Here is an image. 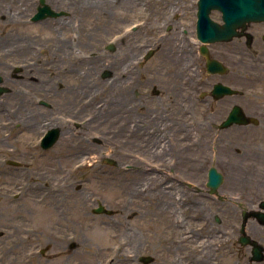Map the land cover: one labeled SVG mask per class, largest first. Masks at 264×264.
I'll use <instances>...</instances> for the list:
<instances>
[{"label":"flooded vegetation","instance_id":"obj_1","mask_svg":"<svg viewBox=\"0 0 264 264\" xmlns=\"http://www.w3.org/2000/svg\"><path fill=\"white\" fill-rule=\"evenodd\" d=\"M58 1L0 0V107L17 112L22 124L28 125L33 122L27 119L36 120L44 106L51 116L59 113L53 126L60 127V137L80 143L88 124L87 115L80 117L89 105L82 86L88 63L87 29L78 27L77 41L67 37L42 41L40 27L55 30L52 25L57 17L34 18L45 5L57 10ZM159 28L161 41L172 38L176 45L170 47L174 57H166L153 68L151 59L159 48L153 47V41L157 43L159 34H148V144L159 168L174 173L165 182L173 183L165 191L175 193L170 204L175 211L169 213L174 228L164 223V243L175 252H187L198 264H264V22L238 27L232 39L205 45L197 27ZM170 32L175 34L169 36ZM209 59L219 61L221 70L209 71ZM58 63L78 83H58ZM110 64L113 68L120 65ZM128 72V76L134 73ZM128 76L123 75L125 85L116 90V96L124 99L120 111L131 121L136 105L130 103L134 96L129 93ZM42 93L47 99L39 97ZM169 103L177 105L181 119L171 120L180 136L167 151L162 127L169 121L165 115ZM67 112L72 123L65 122ZM153 112L158 114L152 117ZM201 126L210 128L207 173L211 168L221 173L216 184L201 182V143L195 135ZM169 158L175 160L169 163ZM154 161L150 165L158 166ZM3 165L17 168L21 163L10 156ZM0 209V227L5 228L1 221L8 220L7 210ZM56 243L66 246L56 240L52 246Z\"/></svg>","mask_w":264,"mask_h":264},{"label":"rangeland","instance_id":"obj_2","mask_svg":"<svg viewBox=\"0 0 264 264\" xmlns=\"http://www.w3.org/2000/svg\"><path fill=\"white\" fill-rule=\"evenodd\" d=\"M154 1L148 5V0H60L54 4L55 8L65 14L53 21L55 30L40 27L42 41L53 38L58 41L64 37L77 41L78 27L87 29L88 63L82 86L89 105L80 116H88L87 134L80 143L66 142L60 137L51 148L43 149L39 138L55 125L53 119L59 113L51 116L42 105L36 120L27 119L33 123L25 125L17 112L0 107V123L7 125L0 138V208L5 207L8 215V220L2 218L1 221L6 227H0V256L3 257L0 259L4 264H198L187 252L177 253L164 243V223L167 221L170 229L174 228L171 215L175 208L171 207V200L175 193L165 191L173 184L165 185L166 178L170 179L174 173L160 169L159 161L151 157L154 150L148 144V58H143L148 53V34L151 33L159 34L157 43L153 41V47H159L151 59L153 68L162 65L166 57H174L171 48L176 45L172 44V38L170 42L161 41L159 27H196L198 0H172L159 13L153 11L157 9ZM211 16L222 21L218 10H212ZM166 19L169 20L165 22ZM174 34L168 33L169 36ZM110 44L115 46L113 51L107 49ZM111 62L120 65L113 68ZM55 71L58 83H78L60 63L55 64ZM128 71L134 73L128 76ZM123 75L131 77L127 80L131 84L129 93L134 96L130 103L136 105L131 121L120 111L119 104L124 99L116 96V90L124 88ZM39 97L47 99L43 93ZM167 109L165 115L169 121L162 127L167 136L163 147L170 151L172 144L179 141L176 137L180 136L179 128L171 120H180L181 115L176 104L169 103ZM157 114L153 112L152 117ZM65 115V122L72 123L69 112ZM25 116L28 117L27 112ZM195 130L201 143L203 182L210 165V128L201 126ZM10 156L21 165L5 168L4 158ZM106 159L113 163H107ZM174 160L169 158L168 162ZM152 161L158 166L150 165ZM59 166L63 168L61 179ZM41 174L50 181H61V195L52 200L53 208L42 206L31 199L32 193H25V184ZM143 184L148 193V208L137 206V197L130 193V189ZM100 204L113 213L95 212ZM48 216L49 220L44 221ZM91 227L100 229L99 233L92 235ZM121 239L128 242L125 248L131 251L130 256L127 259L119 256L113 262L105 258L109 253V257H114L115 252L109 247L116 249ZM55 240L72 245L56 243L52 246ZM14 242L19 245L12 246ZM50 245L51 249H47ZM41 249L45 251L41 253ZM148 255L153 261L142 262L140 258Z\"/></svg>","mask_w":264,"mask_h":264},{"label":"water","instance_id":"obj_3","mask_svg":"<svg viewBox=\"0 0 264 264\" xmlns=\"http://www.w3.org/2000/svg\"><path fill=\"white\" fill-rule=\"evenodd\" d=\"M212 9H219L222 12L224 23H219L210 17ZM54 14L60 15L62 12H54ZM261 20H264V0H198L197 27H199V35L204 41L231 38L235 33V27H246L247 22ZM146 57H148V54ZM215 64L216 62L212 60L209 62V67L212 68ZM58 135V128L48 130L42 142L43 147H50L56 141ZM107 161L113 162L111 159H107ZM220 178L221 175L215 169H210L209 184L219 182ZM95 210L111 213L103 205ZM141 260L148 263L152 260V257L144 256L141 257Z\"/></svg>","mask_w":264,"mask_h":264},{"label":"bare ground","instance_id":"obj_4","mask_svg":"<svg viewBox=\"0 0 264 264\" xmlns=\"http://www.w3.org/2000/svg\"><path fill=\"white\" fill-rule=\"evenodd\" d=\"M105 1H110V0H105ZM150 1H152V0H148V5L150 4ZM171 1L172 0H155L154 4L157 5V9L153 10V11L155 13H159L161 11V9H165V7L167 5H169V3H171ZM175 8L172 10L174 11ZM168 20L169 19H166L165 22H167ZM5 126H7L5 122L0 123V138L3 136V131L5 130ZM57 170H58V173L60 174L59 179H61L62 178L61 175L63 174L62 166H59V168ZM61 187H62V184H61L60 180L58 182L50 181L47 177H45L44 175L41 174V175L35 176L33 181L25 184V193L26 194L32 193L33 195H32L31 199L36 200L38 203L42 204V206H46L48 208L49 207L53 208L52 207V200L55 199L56 197H60V195H61L60 192L62 189ZM38 191H41V193L37 194ZM130 193L133 195V197H137L136 198V202L138 204L137 206L148 208V193L146 191V187L144 184L141 185L140 187L136 188V189H130ZM47 201H49V202H47ZM40 208H41V206H40ZM133 210H134V208H133ZM41 215H42L41 210H39L40 219H41ZM48 220H49V216L44 221H48ZM121 225L124 226L123 223H121ZM99 231H100V229H99ZM99 231L93 227L90 228V233L92 235L99 233ZM10 241H11V239H9V242ZM125 242H126V240L124 241L121 239L119 242V247H116V249L113 247L112 248L109 247V249L111 251L115 252L114 257L113 258L109 257L111 254V253H109V254H106L105 258H110V261H112V262L115 259H117L119 256H121L123 259H127L130 256L131 251H129L125 248V246L128 245V242H126V243ZM7 246H8V242H7ZM9 248H10V246L8 247V250H9ZM0 258L3 259L2 256H0ZM1 262L2 261L0 260V264L3 263V262L2 263Z\"/></svg>","mask_w":264,"mask_h":264}]
</instances>
